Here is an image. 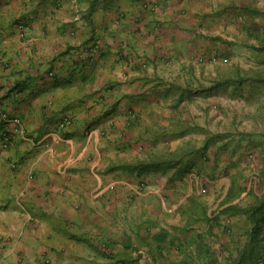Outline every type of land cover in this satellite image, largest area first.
Listing matches in <instances>:
<instances>
[{"label": "crops", "instance_id": "obj_1", "mask_svg": "<svg viewBox=\"0 0 264 264\" xmlns=\"http://www.w3.org/2000/svg\"><path fill=\"white\" fill-rule=\"evenodd\" d=\"M244 61L264 65V0H0V264L102 263L134 201L159 231H259L264 75Z\"/></svg>", "mask_w": 264, "mask_h": 264}, {"label": "rangeland", "instance_id": "obj_2", "mask_svg": "<svg viewBox=\"0 0 264 264\" xmlns=\"http://www.w3.org/2000/svg\"><path fill=\"white\" fill-rule=\"evenodd\" d=\"M144 7L154 10L157 5L147 3ZM216 56H213L212 61L216 60ZM242 65L243 75H264V65L257 67L250 61H244ZM259 182L255 174H250L243 183L254 187L260 198L263 197L261 192L263 187L259 185ZM135 189L144 193L142 188ZM133 190L129 187L128 190L125 188L124 194L134 199L138 193ZM219 191L221 190L208 193L205 189L204 196L211 201V207L216 205V201L221 196ZM100 207V210H95L101 220L94 226L97 231H101V224L105 223L104 205ZM128 208L131 210V217L133 216L132 227V221H130L128 231L121 236L123 228L120 225L121 219L117 216L114 236L111 238L105 236L102 241H98L103 250L99 255L106 259L99 264H230L249 237L248 231H221L220 228L217 229L218 231H168L170 225L167 222H163L165 227L161 226V229L166 231H159L157 224L153 221L137 222L138 205L135 201L130 203ZM209 212L212 218L215 214L213 209ZM261 222L259 221L260 226L257 229L260 231L258 233L260 238L264 237V226Z\"/></svg>", "mask_w": 264, "mask_h": 264}, {"label": "trees", "instance_id": "obj_3", "mask_svg": "<svg viewBox=\"0 0 264 264\" xmlns=\"http://www.w3.org/2000/svg\"><path fill=\"white\" fill-rule=\"evenodd\" d=\"M232 197L233 194L229 193L227 195V200ZM234 208V206L222 208L217 216L213 218L214 222L217 224L219 222L218 217L220 215L231 214V210ZM256 210H258V208ZM253 222L255 223V229H258L259 226L257 225V221ZM259 232L260 231H248V241L246 240L244 242V244L239 249L237 256L230 261V264H264V237H258Z\"/></svg>", "mask_w": 264, "mask_h": 264}, {"label": "built area", "instance_id": "obj_4", "mask_svg": "<svg viewBox=\"0 0 264 264\" xmlns=\"http://www.w3.org/2000/svg\"><path fill=\"white\" fill-rule=\"evenodd\" d=\"M2 117L4 120H8V116L6 114H2ZM9 120H11L12 122H14L17 125H21V121L17 117H13L12 119H9ZM59 125L61 128H66V127L71 125V119L69 117H64ZM1 143H2L1 145L4 149H7L9 147L10 135L8 133L3 132L1 134ZM110 189H112V186H109V190Z\"/></svg>", "mask_w": 264, "mask_h": 264}]
</instances>
